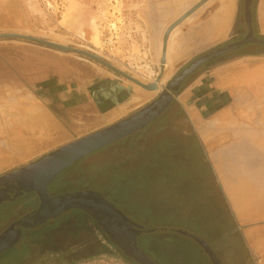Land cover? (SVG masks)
<instances>
[{
    "label": "rangeland",
    "instance_id": "1",
    "mask_svg": "<svg viewBox=\"0 0 264 264\" xmlns=\"http://www.w3.org/2000/svg\"><path fill=\"white\" fill-rule=\"evenodd\" d=\"M198 1L200 0H0V33H21L81 49H92V53L95 52L138 79L151 74L146 79L149 84L157 80V74L161 73L159 46L167 25ZM222 1L211 0L213 4L208 2L194 14V20L187 22L189 28H203L201 39L208 34L206 28L210 23L222 16V13L215 15L218 7L215 10L212 8L217 2L223 5ZM244 3L245 0L234 2L233 19L234 22L238 21L234 30L232 28L224 38L212 39L208 43L201 41V45L187 57H179L184 50L182 45L188 43V39H184V31L180 32L171 53L174 58L172 74L159 85V90L155 91L157 93L153 92L150 97L143 96L147 92L144 88L86 57L23 39H0V66L1 58L26 60L30 65L27 80L30 81L31 75L35 77L34 81L21 83L15 76L0 74V85L8 81L11 86H16L23 92L9 97L13 101H21L18 105H14V102L13 105H0V160L9 161L19 154L23 156L27 142L35 141L34 146L37 147L34 154L23 156L16 162L10 161L6 166L0 165V176L36 161L68 143L66 141L69 139L72 141L83 137L136 112L154 100L197 57L230 42L231 37L242 38L248 31ZM166 6L171 7L170 11ZM208 8L212 9L210 14L206 13ZM253 12L255 32L264 36V0H254ZM256 50L261 49L255 46L248 49L252 52ZM235 54L236 57L242 56ZM254 59L260 63L264 61V58ZM209 66L211 65L200 71ZM253 67L251 66L249 75L256 80L257 75L264 70L253 71ZM194 79L195 77L189 83ZM262 86L252 89L254 94H259V90L264 89ZM28 97L33 100H23L29 99ZM40 103L42 105H38ZM243 104L239 105V110L243 108L245 111L240 114L238 110L239 116L249 113L250 104L246 101ZM181 106L183 112L176 105L164 115L169 118L168 127L164 131L156 134L155 130H149L139 134L132 144H116L104 148L66 170L57 182L66 191H98L131 221L148 229V232L139 237L138 243L156 264H211L203 247L193 238L178 233V230L189 232L211 244L222 264H264V253L258 252L255 244H248L242 233L244 227H241L235 214H232V208H227V200L222 197V194L225 197L226 187L219 174L216 170H213L214 173L209 172L202 151H197V146L195 147L198 143L194 142L197 132L192 131L194 126L190 119V116L193 117L191 110ZM230 106L189 105V108L192 107V111L204 118L220 114L218 121L214 118L207 122L208 125L213 122L215 128L230 126L233 121L236 128L240 121L238 118L233 117L229 110L220 113ZM259 108H263V105L250 106L256 114L253 121L264 127V118L259 116L262 115V110ZM28 109L32 112H27ZM44 109L49 111L56 125H28L33 123L29 121L32 117L30 114L33 111L48 114ZM222 115H229L228 123H220V119L225 118ZM246 119L247 117L241 118L240 122L245 123ZM18 125L23 127V133L19 136L15 133ZM65 130L68 138L63 141L59 136ZM183 131L193 136L188 137ZM17 139H21V146H17ZM39 139L43 140L37 141ZM61 142L64 144L59 145ZM28 149L30 150L29 147ZM206 150L209 155L208 149ZM226 162L229 167L231 160ZM240 175L245 174H236V179L232 176L233 184L240 183ZM214 177L217 185L214 184ZM241 183L239 187H234L240 191V197L243 185L246 187L248 182ZM238 199L235 201L238 202ZM37 204L36 199L30 201L23 198L8 204L9 208L0 206V234ZM259 224L261 223H256ZM0 264L132 262L112 245L93 219L83 212L71 211L25 232L14 247L0 254Z\"/></svg>",
    "mask_w": 264,
    "mask_h": 264
},
{
    "label": "water",
    "instance_id": "2",
    "mask_svg": "<svg viewBox=\"0 0 264 264\" xmlns=\"http://www.w3.org/2000/svg\"><path fill=\"white\" fill-rule=\"evenodd\" d=\"M209 1L210 0L198 1L166 28L163 34L161 75L165 69L164 65L167 61V45L173 30L190 16L195 14ZM244 6V16L249 27L248 34L238 41L211 50L192 61L166 85L159 97L151 104L145 106L137 113L122 121L79 138L27 166L0 176V200L3 198H9V195L6 192L7 190H10V192L15 191L14 198L24 196L30 192H36L40 199V204L35 211L14 222L12 227L0 236V254L18 243L22 235V227L33 229L70 210H81L90 215L96 221V223L105 231V233H107L111 240L126 256L134 259L140 264H156L140 248L138 243L139 236L144 232H148V229L141 224L131 221L124 212L118 209L112 202L108 201L102 194L93 191H85L52 196L49 192V185L61 171L72 165L76 160L81 159L89 153L115 142L128 134L142 129L149 124L159 116L174 99L172 91L179 90L186 78L204 64L226 54L236 52L251 44H257L264 47V39L255 36L253 31L251 10L252 0H245ZM0 39H23L61 52L78 54L106 67L116 75H119L148 91L159 90L158 82L160 78L150 84L142 83L132 75L119 69L101 56H98L89 50L21 33H0ZM177 232L189 236L199 243L209 254L213 264H222L219 257L204 239L186 231L178 230Z\"/></svg>",
    "mask_w": 264,
    "mask_h": 264
},
{
    "label": "crops",
    "instance_id": "3",
    "mask_svg": "<svg viewBox=\"0 0 264 264\" xmlns=\"http://www.w3.org/2000/svg\"><path fill=\"white\" fill-rule=\"evenodd\" d=\"M166 8H169L170 11L171 7L166 6ZM179 16L172 19L167 26ZM233 17L234 12L230 25L222 24L220 27L218 26L217 19H214L209 27L206 28L209 31L208 34H205L206 38L203 37L202 39L203 28L201 30L189 28L187 22H191L192 20L188 21V19L184 21V23H181L177 29L175 28V31L179 30V28L180 32L184 31V39H188V43L186 44L188 47L185 44L182 45L184 50L180 53L179 57L184 55L187 57L192 54L195 48L201 45V41L202 43L203 41L208 43L212 39L224 38L233 28ZM254 58L261 59L264 58V56H238L231 61L206 68L195 77L194 80L188 83L184 90L177 96V100L185 109L191 110L190 114L193 115V117L190 116V119L202 142L209 151L208 156L211 164H213V170L217 171L221 178L220 180L223 181L226 187L225 196L239 224L241 227H244V237L250 246L255 244V247L258 248V252L264 253V127L255 124L256 122L253 121V116L256 114L254 110L250 109L251 105H263V108L259 109L262 110V115L264 114V89L259 90V94L257 95L254 94L252 90L253 87L257 88L259 86L260 88L262 85L264 86V82H262L264 81V71L257 75L258 81L256 80L254 82V79H251V82H247L248 84L242 82L243 84L239 83L240 85L231 83V81L245 77L247 73L249 74V72H251V66L261 64L260 61H255ZM1 64L0 74H4L6 77L15 76L21 83L35 80L34 75L29 76L30 81L27 80L29 72L28 66L30 65L26 60L12 61L1 58ZM4 83L5 84L0 85V99H2V101L0 100V105H13V102L14 105H18L17 103L21 101H13V98L9 97L10 95L23 93L22 90L16 86H11V82L7 81ZM9 89L11 90L8 91ZM3 99H7V101H3ZM23 100L33 99L29 98ZM245 101L250 104L248 105L249 113L248 115L239 116L237 114L239 105H244L243 103ZM38 105H42V103ZM189 105H231L230 107H225L220 113L224 110H229L233 117L235 116L238 120L241 121V118L244 117H247V119L245 123L239 121L236 128L234 127L235 122L233 121L230 126H222L219 129L215 128L216 126L213 122L209 125L207 122H210V120L213 121L214 118L217 119L220 117V114L204 118L192 111L193 108H189ZM44 112H47V109H44ZM47 113L50 114L49 111ZM262 115L259 116L264 118ZM50 117L53 118L51 114ZM242 120L244 121V119ZM53 121L56 123L55 119H53ZM263 123L262 125L264 126ZM67 134L68 132L66 130L62 131L59 137L64 141L68 138ZM220 137H224L225 139L222 138V140ZM215 138L217 140H214ZM208 140L215 144L217 143L213 146L214 148L212 146L210 149L208 148L206 145ZM69 141H71V139L66 142ZM62 144H64V142H61L59 145ZM227 160H231V162H229L231 166L229 165V167L227 166ZM239 173L245 175L239 176V178L241 177L240 183L234 182L233 184V177L236 179V174ZM244 181L248 182V184L246 187L243 185L244 188L242 189V195L240 197V191L238 189L235 190L234 187L235 185L239 187L242 184L241 182ZM236 199H238V202L235 201ZM256 223L261 224L256 225Z\"/></svg>",
    "mask_w": 264,
    "mask_h": 264
},
{
    "label": "flooded vegetation",
    "instance_id": "4",
    "mask_svg": "<svg viewBox=\"0 0 264 264\" xmlns=\"http://www.w3.org/2000/svg\"><path fill=\"white\" fill-rule=\"evenodd\" d=\"M253 6H254V0H252V6H251V10H252V27H253V31H254V34H255V36H257V37H260L259 35H257V33L255 32V28H254V12H253ZM246 21V20H245ZM238 21H235L234 22V25H233V30L236 28H234V26H236V24H238L237 23ZM246 24H247V22H246ZM248 26V25H247ZM248 32H249V27H248V31H247V33L245 34V35H247L248 34ZM239 35V33L237 34V36ZM244 35V36H245ZM233 36V35H232ZM243 36V37H244ZM263 36V35H262ZM242 37V38H243ZM232 38V40L230 41V42H227V43H225V44H223V45H221V46H224V45H226V44H228V43H232V42H234V41H238V40H240V39H242V38H240V39H234L233 37H231ZM260 38H263V37H260ZM264 39V38H263ZM221 46H218V47H221ZM251 46H255V47H258V48H260L261 50V54L260 55H264V47L263 46H261V45H257V44H251V45H248V46H246V47H244V48H242V49H240V50H238V51H236V52H232V53H229V54H226V55H224V56H221L220 58H218V59H215V60H212V61H210V62H208V63H206V64H204L203 66H201L197 71H195L193 74H191L188 78H186V80L184 81V83L182 84V86L179 88V90H177V91H172V94H173V96H174V99L168 104L169 106L159 115V116H157L154 120H152L149 124H147L146 126H144L142 129H139V130H137V131H135V132H133V133H131V134H128V135H126L125 137H123V138H121V139H119V140H117V141H115V142H112V143H110V144H108V145H106V146H104V147H102V148H99V149H97L96 151H94V152H91V153H89L88 155H86L85 157H83V158H81V159H78V160H76L72 165H70V166H68L67 168H65L63 171H61L56 177H55V179L52 181V183L49 185V192H50V194L52 195V196H59V195H63V194H70V193H76V192H85V190L84 189H81V190H79V189H75L74 191H66V190H63V189H61V186H60V183H58L57 181H58V179H59V177L66 171V170H68L69 168H71V167H73L75 164H77V163H79V162H81V161H83L84 159H86V158H88L90 155H92V154H94V153H96V152H98V151H100V150H103L104 148H107V147H109V146H112V145H116V144H126V143H133L134 141H135V139H136V137L139 135V134H141V133H144V132H146V131H156V134H158V133H160L161 131H164L167 127H168V123H169V118L168 117H165L166 115V113L169 111V110H171L175 105H180L179 104V102H178V100H177V96L184 90V88L188 85V83H189V81L193 78V77H196L197 75H199L200 73H201V69H204L207 65H211V66H214V65H216L218 62L219 63H223V62H227V61H231V60H233L234 59V57H236V54L235 53H237L238 55H242V56H252V55H248V54H246V52H249L248 51V49L251 47ZM218 47H216V48H218ZM216 48H214V49H216ZM214 49H211V50H214ZM210 50V51H211ZM256 51H259V50H256ZM209 52V51H208ZM207 53V52H206ZM205 54V53H204ZM234 54H235V56H234ZM203 55V54H202ZM201 56V55H200ZM229 56V57H228ZM258 56V55H257ZM226 57H228V58H226ZM198 58V57H197ZM196 58V59H197ZM218 63V64H219ZM211 66H209V67H211ZM204 71V70H203ZM162 92V91H161ZM161 94V93H160ZM159 94V95H160ZM159 95L155 98V99H157L158 97H159ZM154 99V100H155ZM154 100H152L151 102H149V103H147L145 106H147V105H149V104H151ZM145 106H143V107H141L139 110H137L136 112H134V113H132V114H130V115H128V116H126L125 118H122V119H120V120H118L117 122H119V121H122V120H124V119H126V118H128V117H130L131 115H133V114H135V113H137L138 111H140L142 108H144ZM181 108H182V106H181ZM183 109V108H182ZM165 115V116H164ZM117 122H115V123H117ZM115 123H112L111 125H113V124H115ZM110 126V125H109ZM106 127H108V126H106ZM106 127H104V128H106ZM193 127V126H192ZM104 128H102V129H104ZM102 129H99V130H102ZM99 130H96L95 132H97V131H99ZM192 131L195 133V128L193 127L192 128ZM197 132V131H196ZM92 133H94V132H92ZM91 134V133H90ZM183 134H185V135H187L188 137H192L193 136V134H188L186 131H183ZM87 135H89V134H87ZM86 136V135H85ZM195 136H197V139H196V141H194L195 143H197V142H199L200 144H201V146H203V148H204V151L206 152V155H207V157H208V159H209V162H208V169H209V172L210 173H214L213 171H211V169H213L212 168V164H211V161H210V158H209V156H208V153H207V150H206V148H205V145H204V143L202 142V140H201V138H200V136L198 135V133H197V135H196V133H195ZM84 137V136H83ZM79 138H82V137H79ZM79 138H76L75 140H77V139H79ZM75 140H72V141H70V142H68V143H66V144H69V143H71V142H73V141H75ZM66 144H64V145H66ZM64 145H62V146H64ZM62 146H60V147H62ZM197 145H195V147H196ZM60 147H58V148H60ZM58 148H56V149H54V150H52V151H50L49 153H51V152H53V151H55V150H57ZM195 150V149H194ZM193 150V151H194ZM49 153H47V154H49ZM47 154H44L43 156H45V155H47ZM43 156H41L40 158H42ZM39 158V159H40ZM38 160V159H37ZM36 160V161H37ZM34 162V161H33ZM32 163V162H31ZM29 165V164H28ZM27 166V165H26ZM24 167V166H23ZM22 168V167H21ZM20 169V168H19ZM16 170H18V169H16ZM14 171V170H13ZM10 172H12V171H10ZM9 173V172H8ZM214 179H215V177H214ZM214 184L215 185H217V182H216V179L214 180ZM217 187V186H216ZM221 188V187H220ZM57 190V192H55V193H53L52 192V190ZM222 189V188H221ZM88 191H93V192H97V193H99L98 191H95V190H93V189H89ZM7 192V194L9 195V198H3V199H1L0 200V206H6V207H8V204H13V203H15V202H17L18 200H20V199H23V198H26V199H30V201L32 200V199H36V202H38V204L36 205V207H34L31 211H29L28 213H25L22 217H20L18 220H20L21 218H23V217H25V216H27V215H29V214H31L33 211H35L37 208H38V206H39V204H40V199H39V196L37 195V193L36 192H30V193H27V194H25L24 196H20V197H17V198H14V196H15V191H11L10 192V190H7L6 191ZM222 193V192H221ZM222 197L224 198V199H226L227 200V198H226V196L224 197V194H222ZM226 206H227V208L229 207V203H228V200H227V204H226ZM5 207V208H6ZM9 208V207H8ZM71 211H80V212H83L84 214H86V216H88L89 218H91V219H93L90 215H88L87 213H85L84 211H81V210H70V211H68V212H71ZM68 212H65V213H68ZM232 212V211H231ZM65 213H63V214H65ZM62 214V215H63ZM233 214V213H232ZM62 215H60V216H62ZM59 216V217H60ZM58 218V217H57ZM57 218H54V219H57ZM54 219H50V220H54ZM18 220H15L14 222H16V221H18ZM94 220V219H93ZM49 221V220H48ZM47 221V222H48ZM95 221V220H94ZM14 222L11 224V225H9L1 234H0V236L4 233V232H6L7 230H9L11 227H12V225L14 224ZM46 222V223H47ZM96 222V221H95ZM45 224V223H44ZM43 225V224H42ZM41 226V225H40ZM99 226V225H98ZM100 227V226H99ZM101 228V227H100ZM31 228H25V227H22V235H21V237H20V239H19V241L22 239V237H23V235H25V232H27V231H29ZM102 229V228H101ZM103 230V229H102ZM104 231V230H103ZM104 233H105V231H104ZM145 233V232H144ZM143 233V234H144ZM243 233V232H242ZM106 235H107V233H105ZM143 234H141V236H139V237H142V235ZM244 236V235H243ZM107 237H108V239L110 240V242L112 243V245H114V247H116L117 249H118V251H120L123 255H124V257L126 258V259H128L130 262H132V264H140V263H138L137 261H135L134 259H132V258H130V257H128V256H126L125 254H124V252L111 240V238L107 235ZM245 238V237H244ZM246 239V238H245ZM18 241V242H19ZM138 241H139V238H138ZM209 244V243H208ZM16 245V244H15ZM14 245V246H15ZM210 246H211V244H209ZM13 246V247H14ZM12 248V247H11ZM212 248V247H211ZM10 249V248H9ZM204 249V248H203ZM204 251H205V249H204ZM73 253V251L71 252V254ZM205 254L207 255V257H208V259L210 260V262H211V264H213V262L211 261V258H210V256H209V254L205 251ZM222 262V261H221Z\"/></svg>",
    "mask_w": 264,
    "mask_h": 264
},
{
    "label": "bare ground",
    "instance_id": "5",
    "mask_svg": "<svg viewBox=\"0 0 264 264\" xmlns=\"http://www.w3.org/2000/svg\"><path fill=\"white\" fill-rule=\"evenodd\" d=\"M234 1L235 0H223L222 2H224V4L223 5H221V3H219V2H217V3H214V7L212 6V8L215 10L216 9V7H218V10H217V12H216V14L215 15H218V14H220V13H222V19H221V17L219 16V17H217V23H218V26L220 27L222 24L224 25H230V22H231V19H232V15H233V10H234ZM209 2H211V0L209 1ZM208 3V2H207ZM206 3V4H207ZM212 3V2H211ZM205 4V5H206ZM209 4V3H208ZM213 4V3H212ZM204 5V6H205ZM218 5V6H217ZM203 6V7H204ZM203 7H201L198 11H200V10H202L203 9ZM222 9V10H221ZM208 11L206 12L207 14L209 13H211V11H212V9L210 8H208L207 9ZM197 11V12H198ZM196 12V13H197ZM206 13H203L204 15L206 14ZM160 14V13H159ZM197 15V14H196ZM181 16V15H180ZM179 16V17H180ZM201 16V15H200ZM203 16V15H202ZM206 16V15H205ZM214 16V15H213ZM194 17H195V15L193 14L192 16H190L189 18H188V21H191V20H193L194 19ZM176 21V20H175ZM186 21V20H185ZM174 22V21H173ZM172 22V23H173ZM184 23V22H183ZM181 25V24H180ZM177 27H179V25L177 26ZM177 27H176V29H177ZM178 33H180V28H179V30H176L175 31V29L173 30V32H172V34H171V36H170V38H169V42H168V45H167V61H166V63H165V65H164V67H165V69H164V71H163V74L161 75V73H159V74H157L158 75V78H160V80H159V82H158V84L159 85H161V84H163L170 76H171V74H172V70H173V65H174V62H172V60H174V58L171 56V53L174 51V49H175V47L174 46H176V44H177V41H178ZM56 39H59V38H56ZM60 40V39H59ZM61 41V40H60ZM59 42V41H58ZM85 49H87V50H89L90 52H92V49H89V48H86L85 47ZM171 50V51H170ZM161 52L163 53V39L161 40V43H160V46H159V57L161 56V59H162V55H161ZM94 54H95V52H93ZM96 55H98V54H96ZM101 55V54H100ZM99 56V55H98ZM161 67H162V63H161ZM264 67V61H263V63H261L260 65H257V66H254L252 69H253V71H258V70H262V68ZM149 72V71H148ZM250 73V72H249ZM253 73V72H252ZM153 74H155V73H153ZM156 75V74H155ZM114 76V75H113ZM150 76H151V74H149V75H145L143 78H141V79H138L137 77H135L136 79H138L139 81H141L142 83H145V84H148V79H147V77L148 78H150ZM134 77V76H133ZM248 77V78H247ZM152 78V77H151ZM158 78H157V80H158ZM247 78V79H246ZM253 77L252 76H250L248 73H247V75L245 76V77H241V78H239V79H235L234 81H231V83L232 84H238L239 82H241V81H245V80H247V81H245V82H251V79H252ZM147 79V80H146ZM259 79V78H258ZM150 80H152V79H150ZM149 80V81H150ZM157 80H153V82H155V81H157ZM257 80V79H256ZM256 80H254V82L256 81ZM147 81V82H146ZM152 82V83H153ZM224 82V81H223ZM262 82H264V81H262ZM151 83V82H150ZM149 83V84H150ZM228 84H231L230 82H227ZM253 84H255V83H253ZM252 85V84H251ZM263 87V86H262ZM251 88V87H250ZM160 89H161V87H160ZM253 90H256V87H253L252 88ZM259 89V88H258ZM146 90V89H145ZM142 92V91H141ZM151 92V93H150ZM153 92H155V91H149L148 92V90H147V92H143L144 93V97H150V96H152L153 95ZM142 93V94H143ZM155 93H157V92H155ZM142 96V97H143ZM131 100H132V98H131ZM19 112H20V109L18 110ZM245 110L242 108V109H240L239 110V112H240V114H242L243 112H244ZM27 112H32V111H30V109H28V111ZM36 111H33V113L32 114H30V116H32L31 117V119L29 120L30 122H33L32 124L31 123H29L28 125H37V124H41L42 126H49V125H51L52 123H54V121H53V119L48 115V114H46V113H42V112H37V113H35ZM35 113V114H34ZM227 113V111L225 112V114ZM223 117H225V118H223V120L222 119H220L221 121H220V123H228V121L230 120V118H229V115H222ZM219 118V117H218ZM13 120V119H12ZM16 120V119H15ZM17 120H19L18 118H17ZM14 121V120H13ZM217 121H218V119H217ZM16 122H18V121H16ZM17 124V123H16ZM55 124V123H54ZM230 124V123H229ZM232 124V123H231ZM27 125V126H28ZM56 125V124H55ZM32 127V126H31ZM20 128V129H19ZM1 129L2 128H0V131H1ZM22 129H23V127L21 126V125H18V129L16 130L15 129V133L19 136L20 134H22L23 133V131H22ZM45 130V129H44ZM56 130V129H55ZM26 132L28 131V130H25ZM30 131V130H29ZM49 133V132H48ZM52 134H54V133H52ZM48 135V134H47ZM36 136V135H35ZM38 136V135H37ZM50 136V135H49ZM62 137V136H61ZM221 139L222 138H224V137H220ZM227 138V137H226ZM52 139H54V138H52ZM225 139V138H224ZM18 140V145L17 146H21L20 144V140L21 139H17ZM41 140H43V139H39V140H37V141H41ZM211 140V139H210ZM210 140H208L207 142H206V145L208 146V148L210 149L211 148V146L213 147V146H215L216 144L214 143V142H210ZM214 140H217L216 138L214 139ZM223 140V139H222ZM221 140V141H222ZM52 140H50V142H51ZM54 141V140H53ZM213 141V140H212ZM50 142H48V143H50ZM20 143V144H19ZM22 143H24V141L22 142ZM219 143V142H218ZM26 145H27V148H26V152H25V154L23 153V156H26V155H28V154H34L36 151H37V147L36 146H34L35 145V141L32 143V142H27L26 143ZM43 146V145H42ZM42 146H40V148L42 147ZM48 146V145H47ZM28 147L30 148V150L28 149ZM214 148V147H213ZM28 149V150H27ZM15 151H13V153H14ZM16 154L17 153H19V152H15ZM16 154H14V155H16ZM20 155V154H19ZM17 155L15 158L14 157H12L9 161H1L0 160V165H2V166H6L8 163H10V161L11 162H16L17 160H21V158H23V156L22 155Z\"/></svg>",
    "mask_w": 264,
    "mask_h": 264
},
{
    "label": "trees",
    "instance_id": "6",
    "mask_svg": "<svg viewBox=\"0 0 264 264\" xmlns=\"http://www.w3.org/2000/svg\"><path fill=\"white\" fill-rule=\"evenodd\" d=\"M257 35H258V34H257ZM259 36L264 38V36H262V35H259ZM246 54H248V55H260V54H261V51H255V52L249 51V52H246ZM175 106H176V105H175ZM177 106H179V111H180V112H183V109L181 108V105H177ZM198 150H201V151H202V153H203V158H205L206 161H207V163H208V162H209V159H208V157H207V155H206V153H205L203 147L201 146V144H200L199 142L197 143V151H198ZM211 171H213V169H211Z\"/></svg>",
    "mask_w": 264,
    "mask_h": 264
}]
</instances>
